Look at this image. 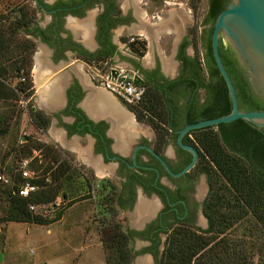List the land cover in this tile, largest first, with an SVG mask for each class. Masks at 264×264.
Listing matches in <instances>:
<instances>
[{
  "label": "flooded vegetation",
  "instance_id": "flooded-vegetation-1",
  "mask_svg": "<svg viewBox=\"0 0 264 264\" xmlns=\"http://www.w3.org/2000/svg\"><path fill=\"white\" fill-rule=\"evenodd\" d=\"M147 1L21 0L19 5L8 8L13 12L26 10L30 16V21L18 32L24 42L31 44L27 54L25 53L26 62L23 66L29 71L28 95L34 92L30 71L50 75L46 83L50 85L48 96L40 103L43 110L32 106L40 112H33V116L37 117L38 122L42 118L46 119V125L39 127L32 117L28 119L32 128L41 133L51 120L54 121L58 139L48 141L38 136L36 138L51 143L60 152L61 158L75 167L72 174L78 176V180L73 182L66 178L59 195L66 200L96 197L102 200V205L97 200L94 203L101 205V208L114 203L122 212H126L132 222L137 221L136 224L122 228L125 232L130 230L126 245L131 258L139 252L145 253L146 255L136 258V262L144 260L146 263L155 262L158 256L155 249H161L159 244L161 241L163 243L167 230L174 223L195 225L198 212L203 215L202 202L207 187L206 190H197L196 184L197 175L206 174L203 171L194 173L193 164L184 173L173 176L145 148V145L150 146L171 171H178L189 161L191 154L176 143L175 128L170 130L166 138V141L170 140L171 148L165 151V141L157 151L154 148L152 127L145 122L151 133L142 132L139 123L144 121L138 119L135 112L128 109L117 96V102L127 112L118 111L97 99L100 109H108L110 117L106 112L87 111L92 108L85 105V110L80 102L89 86L110 91L106 87L107 78L132 72L138 74L143 81L137 84L142 85L151 79L163 85L179 74L183 61L193 60V21L191 25H186L176 40L173 51L175 69L172 75L162 71L157 55L151 63L145 60V32H148L149 26L154 24L159 27L154 31L159 38L164 32H171L161 28L166 19L159 18L160 15L152 14V20L146 18ZM10 11L4 10L2 15L10 16ZM208 12V0H205V8L197 28L200 36L203 27L209 26V23H202ZM168 17L167 23L171 28L177 16ZM188 45L191 52L187 49ZM202 50L201 48L200 54ZM56 80H60L59 83L54 82ZM50 82L53 83L52 86ZM170 116L178 118L180 112L171 110ZM32 151V156H38L40 161L42 154L39 149L34 148ZM77 151L78 157L73 156ZM40 171L31 169V176H38ZM46 176L49 179L47 174ZM141 200L143 202L138 203ZM124 219L125 217L122 219L123 223ZM115 221L121 223L118 219ZM135 240H138L136 250Z\"/></svg>",
  "mask_w": 264,
  "mask_h": 264
},
{
  "label": "trees",
  "instance_id": "trees-1",
  "mask_svg": "<svg viewBox=\"0 0 264 264\" xmlns=\"http://www.w3.org/2000/svg\"><path fill=\"white\" fill-rule=\"evenodd\" d=\"M226 1L208 0L209 12L202 23H209V26L203 27L201 36L196 27L191 28L195 55L192 61L181 63L176 77L163 85L147 80L142 84L144 90L137 102H124L138 119L152 127L157 151L173 128L178 130L186 123L230 110L227 88L214 63L210 46L212 21ZM187 3L195 11L194 1ZM9 17L0 15V101L7 107L0 112V136L7 131V121L13 115L8 113L10 101L18 95L28 96L30 85L29 71L23 66L31 44L24 42L18 34L30 21V16L20 9ZM197 44L203 49L202 54L198 53ZM19 74L24 75V80L10 81L11 76ZM199 90L204 92L201 98ZM25 109L28 118L32 117L39 127L46 125V119L38 122L33 116V112L40 113L38 110L32 106ZM171 110L179 111L180 116L171 117ZM182 141L197 149L193 172L206 174L207 191L202 202L206 226L174 223L167 230L161 249H155L158 254L155 264H264V133L238 117L189 129L183 134ZM16 147L22 157L30 156L28 168L39 169L41 174L30 178L36 188L23 196L16 193L21 181L19 171L12 170L11 166L6 169L9 182H0L6 186L0 221L48 223L56 220L62 209L77 200H66L59 195L66 178H70L69 182L78 180L77 174H72L75 167L61 158L51 143L36 137L27 135ZM34 148L39 149L44 163L38 156H32ZM56 197L60 198V204L50 216L28 208L29 203H54ZM101 222L98 231L105 264H128L131 254L126 238L130 230L123 231L115 220Z\"/></svg>",
  "mask_w": 264,
  "mask_h": 264
},
{
  "label": "rangeland",
  "instance_id": "rangeland-1",
  "mask_svg": "<svg viewBox=\"0 0 264 264\" xmlns=\"http://www.w3.org/2000/svg\"><path fill=\"white\" fill-rule=\"evenodd\" d=\"M174 1L175 3L171 2ZM188 0H168V2L162 3L161 0H148L147 4L145 5V8L148 11V15L146 18L148 20H152V14H158L160 15L159 18L166 19V22L161 26L165 28L164 31H171L170 33H163L161 35V38L157 37L158 34H155V30H158L159 27L157 25L154 26V24L149 26L148 32H145V50L143 53V57H145L146 61H149L150 63L153 60V57L157 55L159 57L160 63H161V69L163 72H165L167 75H172L175 69V60L173 59V51L175 49V43L177 38L180 36L181 32L185 30L186 25L190 23V25L193 23V28L199 27L200 24V17L202 15V12L205 8V0H191L194 1L196 8L195 11L189 9H192L189 7ZM21 3V0H0V15H2L4 10L10 11L11 6L19 5ZM6 12V11H5ZM192 15H188L191 14ZM16 14V11H10L9 15L10 17L14 16ZM177 16L176 20L173 23V26L170 28V26L167 23L168 16ZM9 17V18H10ZM147 20V19H146ZM2 21L0 20V23ZM161 39V41H160ZM187 49L189 52H191V47L188 45ZM197 51L200 54L201 48L197 44ZM88 72H91L89 70ZM45 73V72H43ZM31 74V83L34 87V92L30 96H17L18 98L10 101L8 105V113L12 112V116L7 121V131L0 136V173L6 174V169L8 167H12V170L17 169L20 160L26 159L28 162L30 160V156L22 157L20 154V151H17V144H20V142L25 140V137L28 135L30 138H35L36 136L44 139V140H52L58 139V134L55 132V125L54 121L51 120L50 123L47 124L45 130L43 133L37 132L34 128H32V125L27 117L26 114V106H33L34 108H40L43 110V106L41 101H45L44 99L47 98L48 93L47 90L49 89L50 85H46L48 79L50 78L49 73L48 74H42L38 71H30ZM21 75V74H19ZM11 76L10 81L15 82L18 79V76ZM60 80H56L54 82L59 83ZM51 86L53 85L52 82H50ZM110 92V91H109ZM113 96H116L114 93L110 92ZM204 92L203 90H199V96L200 98L203 96ZM52 98V97H51ZM5 105V107H4ZM6 104L2 103L0 101V112L5 110ZM139 123V122H138ZM139 126L141 128L142 132H145L146 134L151 133L150 127L144 122L139 123ZM61 142V141H60ZM169 148H171L170 140L167 139L165 142V151H168ZM34 151L31 150V154H33ZM75 157H78V151L75 152L73 155ZM27 165V163H26ZM197 184L196 189L199 190L202 188L203 190H206L207 187V179L206 176L201 173L197 175ZM6 186H3L0 183V215L1 212L5 206L4 202V190ZM98 201V204L102 203V200H98L96 197L87 199V200H76L73 204H71L70 209L68 211L66 210L64 215V223L68 225L78 224V225H85L86 230L89 231L90 237L86 236L81 238L79 240L74 241L76 243L74 246H70L68 248L69 255L66 257H63L62 260H58L57 264H105V252L102 248L100 238H99V226L102 225V220L105 221L106 219L111 220H120V228L126 227V225H131L132 222L130 221V218L126 212H122L118 206H116L114 203L109 204L110 208H107V210L104 208H101L102 205H96L94 203L95 201ZM106 201V200H103ZM60 198L56 197L54 200V203L48 202V203H40L37 211H39L42 214H45L47 216L52 215L56 211V207L60 204ZM58 208V207H57ZM64 212V209H62V213ZM73 214V216H71ZM125 217V223L122 222V219ZM101 220V221H100ZM129 220V221H128ZM195 225L199 227H205L206 226V220L205 217L198 212L196 223ZM68 236H70V232L68 231ZM99 238V240H98ZM86 239V240H85ZM81 241H84L82 243ZM71 242H73V239H71ZM88 242L89 244L85 243ZM100 242V243H99ZM138 240H135L134 242V249H138L137 246ZM162 241L159 244V248H161ZM50 246H54L51 244ZM146 255L145 253L139 252L136 254L135 257H130V261L128 264H155V262H148L146 263L144 260H141L139 262H136V258Z\"/></svg>",
  "mask_w": 264,
  "mask_h": 264
},
{
  "label": "water",
  "instance_id": "water-1",
  "mask_svg": "<svg viewBox=\"0 0 264 264\" xmlns=\"http://www.w3.org/2000/svg\"><path fill=\"white\" fill-rule=\"evenodd\" d=\"M210 46L214 63L227 88L230 110L186 123L177 130L176 143L191 154L189 161L178 171H171L160 155L145 145L173 176L184 173L196 161L198 152L195 146L181 141L189 129L239 117L264 133V0H227L212 21ZM122 77L132 78L136 83L143 82L132 72L118 76Z\"/></svg>",
  "mask_w": 264,
  "mask_h": 264
},
{
  "label": "crops",
  "instance_id": "crops-1",
  "mask_svg": "<svg viewBox=\"0 0 264 264\" xmlns=\"http://www.w3.org/2000/svg\"><path fill=\"white\" fill-rule=\"evenodd\" d=\"M102 98L109 100L118 110L127 112L109 91L93 86H89L80 103L85 110H87L85 105L92 108V110L87 111L106 112L107 116L110 117L111 113L108 109H100L97 99ZM142 202L143 200L138 201V203ZM70 207V205L66 207L59 218L48 223L0 221V264H54V262L68 256V248L76 244L74 241L91 236L85 225L64 223L65 212ZM130 221L132 222V220ZM133 223L136 224L137 221ZM68 231L70 236H68ZM81 242L84 243V241ZM85 243L89 244L88 242ZM51 244L54 246H50Z\"/></svg>",
  "mask_w": 264,
  "mask_h": 264
},
{
  "label": "built area",
  "instance_id": "built-area-1",
  "mask_svg": "<svg viewBox=\"0 0 264 264\" xmlns=\"http://www.w3.org/2000/svg\"><path fill=\"white\" fill-rule=\"evenodd\" d=\"M168 2V0H166ZM24 75H19L18 79L22 80ZM106 87L113 92L118 98L126 103L137 102L143 92V86L133 82L131 79L110 77L106 79ZM27 160L24 158L20 160L17 170L21 181L17 184L16 193L19 195H28L30 191L36 188V185L30 181L31 169L26 165ZM0 182L8 183L9 178L5 174L0 173ZM39 204L29 203L28 208L33 211H37ZM39 212V211H37Z\"/></svg>",
  "mask_w": 264,
  "mask_h": 264
},
{
  "label": "bare ground",
  "instance_id": "bare-ground-1",
  "mask_svg": "<svg viewBox=\"0 0 264 264\" xmlns=\"http://www.w3.org/2000/svg\"><path fill=\"white\" fill-rule=\"evenodd\" d=\"M101 102H103V103H108V104H110L112 107H114L115 109H117L114 105H113V103H111L109 100H106L105 98H102L101 99ZM118 110V109H117ZM119 111V110H118Z\"/></svg>",
  "mask_w": 264,
  "mask_h": 264
}]
</instances>
